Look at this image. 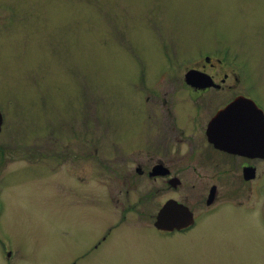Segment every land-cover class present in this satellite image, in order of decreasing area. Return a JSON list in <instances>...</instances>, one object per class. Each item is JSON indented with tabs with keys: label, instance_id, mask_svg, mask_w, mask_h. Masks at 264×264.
<instances>
[{
	"label": "rangeland",
	"instance_id": "rangeland-1",
	"mask_svg": "<svg viewBox=\"0 0 264 264\" xmlns=\"http://www.w3.org/2000/svg\"><path fill=\"white\" fill-rule=\"evenodd\" d=\"M226 46L254 67L248 66L250 82L264 103V0H0V145L7 152L0 166L6 198L1 224L12 239L14 262L264 264L259 229L204 222L185 238H160L145 227L154 222L149 213L121 216L126 203L117 192L125 190L116 173L153 156L132 149L126 165L113 157L142 145L136 139L144 129L137 124L140 112L144 117L151 109L142 97L165 96L168 85L157 82L182 87L197 52ZM161 67L170 75L149 77ZM235 91L209 97L218 104ZM181 97L188 99L176 89L175 102ZM212 104L192 112L207 121ZM176 150L163 148L157 156L174 169L186 166L187 160L175 161L188 148ZM141 178L131 186V204L156 190ZM156 185L164 188L154 200L160 204L172 194ZM230 186L219 189L217 202L235 196ZM199 197L189 184L179 190L189 203L198 204ZM123 224L89 253L92 242Z\"/></svg>",
	"mask_w": 264,
	"mask_h": 264
},
{
	"label": "flooded vegetation",
	"instance_id": "flooded-vegetation-1",
	"mask_svg": "<svg viewBox=\"0 0 264 264\" xmlns=\"http://www.w3.org/2000/svg\"><path fill=\"white\" fill-rule=\"evenodd\" d=\"M197 55L199 56L184 72L183 81H181L182 87H175L173 82H157L168 85L163 94L165 96L159 97L158 91L156 95L152 96L144 94L142 104L149 105L151 109L144 111V117L140 112L141 118L137 125L144 130L139 133L140 136L136 140H142V145L124 151L119 156H113L118 158L121 164L126 165L131 155L129 152L132 149H136L140 153L148 151L147 153L153 155H147L144 162L135 160L133 162L134 170L128 165L122 174L121 172L116 173V176L123 181L125 190L124 193L117 192L119 196L123 195V200L126 203L122 206V221L128 214L137 212L136 215L145 216L146 213H149L146 215L153 217L154 222L152 225H145V227L149 228V232L153 233L154 231L155 235L160 238H185L204 222L216 227L226 224L240 227L243 224L245 228H255L264 232V144L262 146L260 144V137L264 138V103L258 98L252 88L253 83L250 82L252 71L249 67H254L239 60L238 55L227 46L222 49L199 51ZM166 68L151 70L153 74L149 73V77L154 76L157 81L163 80L172 71L169 67ZM209 70L217 71L224 78L217 81V76ZM189 72L194 75V80L190 83L185 80V76ZM228 79H231L232 85L227 86ZM143 81H141L143 84L146 83L145 79ZM228 88L236 90L234 95L224 102L219 100L218 104L213 103L214 106L216 104L217 106L214 107V112L207 121L198 118L201 117V114L192 112L193 108L198 111L204 106L207 109L212 104L213 100L209 97L211 95L209 93H218ZM176 89L179 93L181 91V93L187 94L188 99L184 100L181 97L175 102L173 94ZM238 100L246 103L241 106L240 115L230 113L222 117L219 122H215L220 111ZM155 110L158 111L155 112ZM159 111L161 113H157ZM186 111L189 113L184 115ZM2 119L0 134L4 127V115ZM218 124L221 144H217L220 142L216 133ZM180 146L188 148L187 154H177L175 163L182 164L187 160L186 166L174 169L171 166H175L174 163L170 165L157 156L160 149L177 147V152ZM4 147L0 145V166L3 160H6L7 152ZM261 149H263V155L260 156L258 154ZM187 170L188 175L186 176ZM141 177L155 184L156 190L151 189L143 192L137 202L131 204L129 199L131 186L134 184L133 182L142 179ZM227 183L231 184L230 187L235 191V196L232 192L230 198H223L224 200L217 202L219 189ZM156 184H164L172 194V196L164 198L160 204L154 203V200L161 197L159 194L164 188H160ZM185 184H189L192 189L199 192L198 204H192L179 198V190ZM206 189L207 196L204 200L201 195ZM4 190L5 188L0 182V260L3 264H17L13 260L12 239L1 224V219L6 211ZM227 200L232 201L231 205H227ZM109 201L111 202V197H109ZM170 201L186 208L191 218L184 226L179 225L170 231L159 230L155 227L156 217L162 207ZM151 203H154V206L149 209L148 204ZM142 204L147 208L143 209ZM201 204H204V208L197 210V206ZM229 206L232 210H222ZM218 213L217 220H209ZM121 226L124 224L110 228L100 239L92 242V250L89 253L98 250L102 243H106L114 231L116 232ZM71 264H76V262Z\"/></svg>",
	"mask_w": 264,
	"mask_h": 264
},
{
	"label": "water",
	"instance_id": "water-1",
	"mask_svg": "<svg viewBox=\"0 0 264 264\" xmlns=\"http://www.w3.org/2000/svg\"><path fill=\"white\" fill-rule=\"evenodd\" d=\"M194 75L192 73H187L185 76V80L190 83L194 80ZM243 104H246L245 102L238 100L231 103L226 109H223L220 111L217 115V118L215 122H219L222 117H225L226 115L230 113H234L235 115H240L242 108L241 106ZM253 104V103H251ZM241 108V109H240ZM261 113V111H260ZM0 122H1V116H0ZM216 133L218 134V141L217 144H221V133H220V126L217 125ZM260 144L261 146L264 144V138L260 137ZM225 147V146H224ZM263 149L260 150V154L263 155ZM262 153V154H261ZM190 215L186 208H184L181 205H178L176 202L170 201L166 203L162 209L159 211L156 221H155V227L159 230L164 231H170L174 229L177 226L186 225L187 222L190 220Z\"/></svg>",
	"mask_w": 264,
	"mask_h": 264
},
{
	"label": "bare ground",
	"instance_id": "bare-ground-1",
	"mask_svg": "<svg viewBox=\"0 0 264 264\" xmlns=\"http://www.w3.org/2000/svg\"><path fill=\"white\" fill-rule=\"evenodd\" d=\"M4 124H5V121H4V123H3V126H4ZM3 132V131H2Z\"/></svg>",
	"mask_w": 264,
	"mask_h": 264
}]
</instances>
